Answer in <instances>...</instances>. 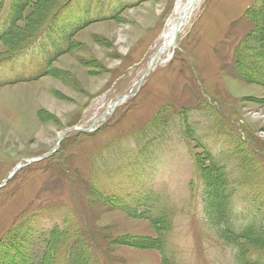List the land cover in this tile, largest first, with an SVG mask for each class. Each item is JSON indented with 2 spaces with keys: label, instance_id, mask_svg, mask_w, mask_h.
I'll return each instance as SVG.
<instances>
[{
  "label": "rangeland",
  "instance_id": "1",
  "mask_svg": "<svg viewBox=\"0 0 264 264\" xmlns=\"http://www.w3.org/2000/svg\"><path fill=\"white\" fill-rule=\"evenodd\" d=\"M193 1L0 0V264H264V0Z\"/></svg>",
  "mask_w": 264,
  "mask_h": 264
},
{
  "label": "trees",
  "instance_id": "2",
  "mask_svg": "<svg viewBox=\"0 0 264 264\" xmlns=\"http://www.w3.org/2000/svg\"><path fill=\"white\" fill-rule=\"evenodd\" d=\"M248 44L246 43H241L239 44L238 46V51H237V55H238V63H239V66L240 68L243 67L242 65L246 64V62L244 61V55H245V52H246V49L248 48ZM261 49H264V46L261 48ZM243 75H250L251 74V77L253 76L252 75V71L253 70H246L244 67H243ZM264 79H258V80H255L259 85H263L264 86ZM212 160H213V163H218L217 161H214L215 158L211 157ZM207 185V188L205 187L206 189V192H207V196L209 195L210 196V191H209V188H211L213 186V182H209V183H206ZM218 200V199H217ZM135 201V199H133V202ZM220 205L223 207H225V196L222 197V201L219 202ZM118 208L119 209H123V210H129L130 207H128L127 205H125L122 201H119L118 203ZM148 204H154V201L152 199H146V200H141V205H148ZM137 216V218H140L142 220H146L152 224H154V226L156 227H159V220L162 219V221H167L168 220V215H167V212L166 211H163L162 209H159L158 210V213L156 214H152V211L151 212H147V213H144L143 211L139 212V210L135 211V213H132L131 216ZM164 233H168L169 230L168 229H164L163 230ZM52 233H55V232H52ZM247 237V235L245 236V238ZM48 242H49V239H46V241L44 242L46 245H47V250L44 251V255L43 257H41L40 260H36L34 257L33 258H30L28 257V259L26 260V258L23 259V262L24 260L27 262V264H44L45 263V260L50 263V264H53V261H52V255L51 256H48L49 254V246H48ZM153 242L151 241L150 243H148V246H144L143 244H141L142 247H146V248H150L152 246ZM153 247H157V245H154ZM151 247V248H153ZM154 249V248H153ZM49 258V260H48ZM55 261H57V259L55 258L54 259ZM82 263V261L80 262ZM79 263V264H80ZM86 263V262H84ZM19 264V262L17 263ZM70 264H75L74 261H71Z\"/></svg>",
  "mask_w": 264,
  "mask_h": 264
},
{
  "label": "water",
  "instance_id": "3",
  "mask_svg": "<svg viewBox=\"0 0 264 264\" xmlns=\"http://www.w3.org/2000/svg\"><path fill=\"white\" fill-rule=\"evenodd\" d=\"M195 5H196V2L192 3V4L189 6L188 10L184 13V14H185V15H184V18H183L184 20L190 18L191 13H192V11H193ZM183 29H184V26L182 25L181 28H179V30L176 32V34H175V36H174V37H175V38H174V42H176V40L178 39V36H179L180 32L183 31ZM164 52H165V50H160V51L156 54L155 58L153 59V63L151 64V66H150L149 70L147 71V73H146V74L144 75V77L141 79V82H143V80H144L145 76L148 74V72H149L150 70L153 69L154 64L156 63V61L158 60V58L161 56V54L164 53ZM124 98H125V97H124ZM68 133H69V131L66 132L65 135H63V136L60 138V141H59V143L57 144V146L55 147V149H54L53 152H55V151L58 149V147L60 146V144L62 143V141H64V139H65V137H66V134H68ZM53 152H52V153H53ZM15 173H16V172H14L12 176L8 177V179L6 180V182L9 181L11 178H13V176H14Z\"/></svg>",
  "mask_w": 264,
  "mask_h": 264
},
{
  "label": "bare ground",
  "instance_id": "4",
  "mask_svg": "<svg viewBox=\"0 0 264 264\" xmlns=\"http://www.w3.org/2000/svg\"><path fill=\"white\" fill-rule=\"evenodd\" d=\"M182 23V22H180ZM184 26L185 24H178L177 26H175L168 34H167V37H166V40H167V45L170 46L171 42L173 41L174 39V35L175 33L179 30V28H181V26ZM80 264H85L84 262L80 263Z\"/></svg>",
  "mask_w": 264,
  "mask_h": 264
}]
</instances>
